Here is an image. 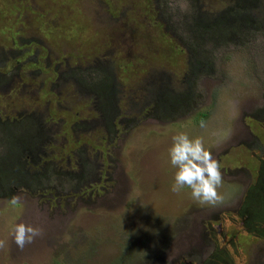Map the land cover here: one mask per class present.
Wrapping results in <instances>:
<instances>
[{"label":"rangeland","instance_id":"1","mask_svg":"<svg viewBox=\"0 0 264 264\" xmlns=\"http://www.w3.org/2000/svg\"><path fill=\"white\" fill-rule=\"evenodd\" d=\"M0 124V264H264V0H0ZM179 132L222 204L172 191Z\"/></svg>","mask_w":264,"mask_h":264},{"label":"clouds","instance_id":"2","mask_svg":"<svg viewBox=\"0 0 264 264\" xmlns=\"http://www.w3.org/2000/svg\"><path fill=\"white\" fill-rule=\"evenodd\" d=\"M200 126L206 127L205 122L201 121ZM229 134V130L223 126L214 133L217 142L227 140ZM168 160L175 169L173 192L179 194L187 188L192 199L201 205H218L225 201V195L219 191L223 187L221 165L206 149L202 137H189L184 132L173 135ZM11 203L16 205L19 201L13 199ZM40 235L42 230L28 223H15L10 230V236L19 248ZM5 246L6 240H0V248Z\"/></svg>","mask_w":264,"mask_h":264},{"label":"trees","instance_id":"3","mask_svg":"<svg viewBox=\"0 0 264 264\" xmlns=\"http://www.w3.org/2000/svg\"><path fill=\"white\" fill-rule=\"evenodd\" d=\"M19 123H21V121L19 122ZM18 123V124H19ZM24 123V129H23V133L21 132V133H14L13 134V137H12V139L14 140V141H16V142H20L21 140H23V138H26L25 136H27V138H31V139H27L26 140V142H24V146H25V144H29V142H31L34 138H39V135H40V133L42 132V130H41V128H40V126H39V122H38V120L37 119H35V118H31L29 121H24L23 122ZM18 126V125H17ZM5 126H2L1 124H0V129H5L4 128ZM38 133H39V135H38ZM16 137L17 138H19V141L16 139ZM6 142L7 143H9L10 141H9V139H8V137L6 138ZM17 145V144H16ZM9 145H5L4 147H3V149L2 150H0V158L5 162V160L7 159L8 161H14V164H12L11 163V161L9 162V166H11V167H13L14 169H19V164H17L18 162L16 161L18 158H19V155H18V151L17 152H15V150H14V148L15 147H13V146H11V150H10V153H9V151H8V149H9V147H8ZM7 147V148H6ZM5 157H9V159L8 158H5ZM13 159H15V160H13ZM7 164V163H6ZM17 165H19V166H17ZM29 170L31 169V168H28ZM20 171V170H19ZM21 172V171H20ZM38 177H39V175H38Z\"/></svg>","mask_w":264,"mask_h":264}]
</instances>
